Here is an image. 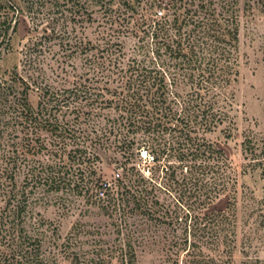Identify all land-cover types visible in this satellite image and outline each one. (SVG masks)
<instances>
[{
  "label": "rangeland",
  "instance_id": "rangeland-1",
  "mask_svg": "<svg viewBox=\"0 0 264 264\" xmlns=\"http://www.w3.org/2000/svg\"><path fill=\"white\" fill-rule=\"evenodd\" d=\"M16 1L18 27L9 51H0V80L16 67L40 122L10 121L0 130L4 141L29 149L18 159L15 191L28 194L22 227L38 240V260L95 264L109 260L114 246L130 245L134 264H183L196 228L194 241L216 263L264 264V179L256 164L264 160V0ZM158 11L176 18L189 44L197 41L192 54L164 47L155 54L142 20H159ZM209 19L236 31V40L221 37L229 41L227 82L220 51L211 49L219 43L207 47L213 39L199 33ZM143 71L164 73L156 98L173 110L191 108V130L174 129L162 109L155 130H126L111 108L134 92L127 83ZM191 143L212 155L205 166L195 162L193 195L185 169L171 175L175 161L166 150ZM141 147L158 163L139 165ZM162 164L168 171L160 174ZM116 171L122 179L115 183ZM100 180L115 183L103 199ZM3 206L0 191V212Z\"/></svg>",
  "mask_w": 264,
  "mask_h": 264
},
{
  "label": "trees",
  "instance_id": "trees-1",
  "mask_svg": "<svg viewBox=\"0 0 264 264\" xmlns=\"http://www.w3.org/2000/svg\"><path fill=\"white\" fill-rule=\"evenodd\" d=\"M14 3H17V1L0 0V51H9L11 36L16 32L18 27V22L16 19L14 20V16L15 13L20 10L14 7ZM211 19H213V17ZM215 21L216 20L209 19L208 23L202 24L199 33L207 34L209 38L213 39L211 43L205 42L209 44L207 47H211L213 42L219 43V47L216 46L211 49H219L220 51L218 60L223 61L222 65L224 66L221 73L224 81L227 82L233 74L228 65L230 56V50L228 49L229 41L224 42L221 37H229V39L232 37L231 40H236V31L231 30L224 32L221 30V25ZM142 23L146 24L145 27L147 29L143 30L144 35L150 37L156 44V48H158L155 49V54L160 51L159 48L164 47L165 53L171 52L175 53L176 56L185 57L186 55H190V53L192 54V49L197 46V41L190 42L189 44V34L182 36L180 27L179 25L177 26L176 18L169 22L166 20V16L163 15L155 22L152 20L148 21L144 18ZM197 27L195 26L192 31H196ZM209 33L212 34L209 35ZM187 48H189V54L187 53ZM186 60L187 61L184 63L189 65L191 59L186 58ZM192 74L193 73L188 74L187 78L183 76V79L192 80ZM5 75L6 77L0 80V128L1 126L3 128V126L7 125L10 121L16 122L17 120H23V122L30 125L40 122L38 120L39 118H36L39 115L38 111L35 112L32 110L28 103V92L30 89L25 81L17 76L16 67L5 72ZM209 76H212V73ZM130 77L132 80H129L127 83L128 90L132 91L133 89L134 92L127 95V99L115 103L111 108L119 113V118L121 120L123 119L125 123L128 122L126 130H146L148 132L149 130H155L159 126L158 124L154 125V120H157V116L160 115L161 109L164 111L162 118H167L170 115L173 116L172 120L176 121L175 125L171 123L174 125V129L188 130L190 127H193L192 124L189 126L190 124L188 121L190 117L188 113L191 108L186 107L184 109L180 108L179 110L175 108L173 110V108L170 107V103L166 104L156 98L158 93L164 91L166 88L164 73H159V71H143V73H136L134 77L132 75ZM171 77V82L174 83V81L177 80L175 79L176 75L174 74ZM167 80H169V78H167ZM140 93L144 94V96L142 97ZM106 105L110 107L112 104L107 103ZM41 110H44L43 107ZM179 123L181 126L183 125L180 129L178 128ZM189 130H191V128ZM4 131L5 130H0V191L4 197V206L0 212V264H42L41 260H38L37 257L39 247L37 238H30L24 234V229L22 227L28 205V194L22 191L17 198L18 193L15 191L16 172L20 167L18 165V159L25 158V152L29 149L28 146H25L24 150L21 145L19 149L16 143L4 141ZM130 134H139V132L132 131ZM186 137L190 140L189 135ZM130 144L131 142H128L126 148H130ZM166 150L168 151L169 157L175 161V167L171 175L175 176L176 170L182 171L185 169L190 176V191L193 189V195L195 162L199 159H203L202 163L197 166H205V159L208 161L212 160L211 152L208 150V156L205 157L206 152H200L197 146L194 147L193 143L170 146ZM166 150L164 147L163 152ZM93 154L94 161L100 159L96 151L93 152ZM190 161L192 163L188 164ZM256 164L259 168L261 167V177L264 179V160H258ZM206 166L210 165L206 164ZM101 182L102 180L98 182V185ZM262 211L264 215V201ZM198 230L201 231V229L196 228L191 231L193 240L189 244V248H192V253L189 254V251H187L186 255L188 258L184 260L183 264H225L222 261H217L216 263L215 260L208 256L205 257L203 252L200 251L201 248L198 246L200 242L196 243L194 241V236ZM223 243H225V240H223ZM111 252L112 254L109 256V260L106 261L101 259L95 264H134V254L130 245H126L125 248L114 246L111 248ZM175 263L178 264V258L176 262L174 261V264ZM59 264H79V262L77 259L71 258V260L66 262L62 260Z\"/></svg>",
  "mask_w": 264,
  "mask_h": 264
},
{
  "label": "built area",
  "instance_id": "built-area-1",
  "mask_svg": "<svg viewBox=\"0 0 264 264\" xmlns=\"http://www.w3.org/2000/svg\"><path fill=\"white\" fill-rule=\"evenodd\" d=\"M165 4H166V0H165ZM165 4H163V6H165ZM163 16L161 11L157 12V17H161ZM137 159L139 161V165H145V166H151L154 165L156 163H158V160L156 158L155 153L153 152V150H151L149 147H141L140 149H138L137 151ZM120 169H122V167H119ZM166 171H168V167L165 164H162L160 167V174L165 173ZM148 172V171H147ZM145 171L142 170V174L145 175ZM122 179L121 173L119 171H116L113 173V178L112 180L116 183L118 181H120ZM149 181H154V175L150 178ZM113 182V184H111V182H107V181H102L100 183V186L97 190V197L103 199L107 193L108 190H111L112 185L115 186V183Z\"/></svg>",
  "mask_w": 264,
  "mask_h": 264
}]
</instances>
